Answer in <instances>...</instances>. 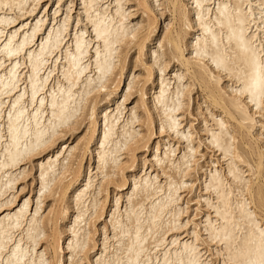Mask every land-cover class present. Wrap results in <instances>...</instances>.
Listing matches in <instances>:
<instances>
[{
	"label": "bare ground",
	"instance_id": "obj_1",
	"mask_svg": "<svg viewBox=\"0 0 264 264\" xmlns=\"http://www.w3.org/2000/svg\"><path fill=\"white\" fill-rule=\"evenodd\" d=\"M11 2L15 8L0 11V125L7 132L13 112L12 124L21 131L18 140L0 141V243L34 248L26 264H128L140 244L147 249L141 259L153 264L157 259L164 264L165 254L176 260L186 244L198 247L197 256L207 264L222 249L212 243L213 225L223 227L227 212L235 256L254 228L246 219L249 203L257 216L261 212L264 111L244 91L252 71L245 54L229 43L226 29L221 36L217 13L207 10L225 0H95L99 7L80 0L75 24L73 0L62 13L58 0L53 20L47 13L51 0ZM97 12L100 19L107 17L112 46L106 55L100 43L103 72L97 71L89 15L95 19ZM78 39L87 43L82 53L76 52ZM9 40L13 50L23 45L18 56H8ZM72 55L78 56L79 69ZM78 71L82 74L75 75ZM12 83L15 88L8 87ZM149 88L155 89L151 100ZM198 115L205 138L188 120ZM85 122V131L72 137ZM163 135L186 146L180 149L170 140L162 146ZM204 145L213 153L209 159ZM150 150L152 159L140 160ZM28 163L38 170L39 188L17 203L23 192V187L16 191L17 184ZM0 255L7 261L10 253Z\"/></svg>",
	"mask_w": 264,
	"mask_h": 264
},
{
	"label": "snow or ice",
	"instance_id": "obj_2",
	"mask_svg": "<svg viewBox=\"0 0 264 264\" xmlns=\"http://www.w3.org/2000/svg\"><path fill=\"white\" fill-rule=\"evenodd\" d=\"M90 7H99L95 4L93 0ZM16 5L11 2V0H0V11H4L7 14L8 9L15 8ZM71 7V5H69ZM107 8V5H104ZM198 7L204 8L203 4H198ZM209 12L215 10L217 17L215 20L216 25L222 30L221 36L223 37L224 31L227 30V39L229 43L235 42L236 47L245 54V60L251 67L252 71L249 74V78L246 82V87L244 91L247 92L249 97V102L256 108L264 111V0H225L224 3H214L210 8L207 9ZM90 15V22L94 24L93 32L95 33V40L97 42L96 47V59H97V71H105L104 68H101L99 65L101 47L100 43L103 44V49L105 54H110L108 49L111 48L110 44V33L107 30V17L100 19L99 12L96 13V18L92 19ZM211 31V29H209ZM35 34V33H33ZM80 35H87V33H81ZM133 35V39H135ZM213 40H216L215 35H213ZM12 41H8V45L5 46V50L9 57L18 56L20 48H23V45H20V48L13 50ZM87 43L84 45L80 43L79 39L76 43V52L82 53V48L86 47ZM43 50V49H42ZM31 59V57H28ZM39 59V57L37 58ZM77 55L71 56V61L73 65L79 69L80 65L77 63ZM0 61V65H2ZM214 63L219 66L223 63V60L214 61ZM19 65H17L18 67ZM108 71H111V67L107 68ZM15 73L13 72V75ZM82 74L81 72L75 73V75ZM69 75H73L70 71L66 72L65 79L68 82V95L71 97V87L73 81L69 79ZM46 82V80H45ZM8 87L15 88V83L10 84ZM37 90L35 84L33 85L32 100L36 101ZM55 96V94L53 93ZM20 99H23L21 94ZM19 103V101H17ZM41 105H44L45 101L41 99L39 101ZM12 109L15 110L17 104L11 105ZM52 107L55 109L56 104L53 103ZM63 107V105H61ZM38 115V113H37ZM55 115V113H53ZM24 116V111L19 112L17 115V124L20 123V118ZM13 112L8 113V128L7 132L3 130V125H0V141L7 139L9 137L13 140L19 139V134L21 127H14L12 124ZM23 135L25 137L29 136L28 127L23 126ZM187 139V137H185ZM39 141L37 142V146ZM231 176L232 173H229ZM261 212L257 216L255 209L249 203L248 211L246 214V219L250 224L254 225L253 231L249 233L251 239H247L243 245L237 246L235 249V256L231 255L233 249L230 245V240L232 238L231 233L228 232V220L226 219L228 213L225 212V219L223 222V227L219 225H213L214 230H216V235L212 239V243L219 244L222 246V249L217 253L218 258L214 261L207 262V264H264V192L261 194ZM220 213H217L219 218ZM19 227V222H17ZM220 232H223V236L220 235ZM195 235V233H193ZM11 239V238H10ZM140 242L139 229L137 230V243ZM228 249L230 255L225 256L223 249ZM34 248H29L27 250L21 249L20 245L17 244L13 249H8L0 243V254L10 253L9 259L7 261L3 260V255H0V264H26V256L34 251ZM147 251L143 247V244H140V251L135 252V260H129L128 264H153L152 260L148 257L141 259L142 253ZM158 251V250H157ZM133 249H129V253H132ZM199 253V248L193 246L191 249L186 244L183 251L178 253V258L176 260H169L168 255L164 256V264H206L205 261H202L197 256ZM188 255L190 258L185 261L184 256ZM202 255V254H201ZM219 257H223L221 260ZM46 264V262H43ZM99 264V262H98ZM155 264H160L159 259L156 260Z\"/></svg>",
	"mask_w": 264,
	"mask_h": 264
},
{
	"label": "rangeland",
	"instance_id": "obj_3",
	"mask_svg": "<svg viewBox=\"0 0 264 264\" xmlns=\"http://www.w3.org/2000/svg\"><path fill=\"white\" fill-rule=\"evenodd\" d=\"M71 0H62V11L60 12V13H62V12H65V10H66V6L69 4V2H70ZM74 1V9H73V14H74V24H75V20H76V18L75 17H77V14H78V11H79V8L81 7L80 6V0H73ZM57 2H58V0H51V2H50V10L48 11L47 10V13H48V18L50 19V20H53V17H54V11H55V9L57 8ZM41 11L40 12H42L43 10H44V8H42V9H40ZM169 19V16H168V12L167 13H165V15L161 18V22H160V24H162V25H164V20H166V22H167V20ZM163 27V26H162ZM155 43V42H154ZM154 43H150V48H153V47H155L156 46V44H154ZM149 56V55H148ZM147 56V57H148ZM171 69V72L174 70V67L171 65V67L169 68V70ZM134 72V71H133ZM135 72L138 74L139 72H140V70L138 69V70H135ZM172 73H174V71L172 72ZM157 74V73H156ZM159 77V75H157V78ZM153 90V91H152ZM154 91H155V89H152V88H149V90H148V98L151 100L152 99V95H153V93H154ZM198 92L197 91H195V93H194V97L195 98H197V101H202V98H200L199 97V93L197 94ZM199 97V98H198ZM136 99H137V95L136 94H134L133 96H131V98L126 102L127 104V106H128V109H129V107H132L135 103V101H136ZM196 101V102H197ZM196 102H195V104H196ZM114 104H115V102H114ZM113 106H115V105H113ZM203 107H205L204 106V104H203ZM198 117V118H197ZM188 120H192L191 122L193 123V126H194V129L198 132L199 131V133H198V135H201V136H203L204 138L206 137V135L204 134L205 132H204V130H203V115H198V116H195V117H192V118H190V117H188ZM86 122L84 123V124H82L81 125V127H79L78 128V130L75 132V134L72 136V137H77L78 135H81L84 131H85V129H86ZM196 127V128H195ZM201 131V132H200ZM81 132V133H80ZM204 132V133H203ZM203 133V134H202ZM205 135V136H204ZM67 137H68V135H67ZM66 137V138H67ZM71 137V139L73 140L74 138H72ZM164 139V141H163V139ZM167 138H168V140H167ZM173 138V139H172ZM174 138H177V137H175L174 135H172L170 138L167 136V135H163L160 139H161V143H162V146L164 145V144H166L169 140L170 141H172L173 142V144L174 145H180L179 146V148L180 149H183V147H185L186 146V142L184 141V140H179L178 138H177V140L176 139H174ZM159 140V139H158ZM182 142V143H181ZM179 143V144H178ZM182 144V145H181ZM176 145V146H177ZM206 145H204L203 146V150H206L205 152H206V158L207 159H209V156H211V154H213L212 153V151H211V149L209 150L208 148H207V146L205 147ZM95 148V147H94ZM93 148V149H94ZM207 148V149H206ZM153 150H150V151H148V152H146L145 153V155L143 154L141 157H140V160L141 159H144V158H147V159H152V155H153ZM217 154V153H216ZM95 160V159H94ZM94 160L92 159V163L94 162ZM30 163H28V164H26V165H23L24 167H26V171H27V174L23 177V178H21L20 179V182L17 184V188H16V191L17 190H21V187H23V192L19 195V197H18V201H17V203L19 202V203H21L22 202V200H21V198L23 197V196H25V195H28V194H30V192L32 193V195H35V193H36V189H38L39 188V184H38V181H37V175H38V170H36L37 168L33 165H29ZM148 164V165H147ZM147 164H146V169L149 171L150 169H151V164H149V162H147ZM140 166H142V167H140ZM148 166H150V167H148ZM36 169H35V168ZM23 168V167H22ZM34 168V169H33ZM140 169V170H139ZM142 169H143V164H142V162L140 161V163H139V167H138V171H142ZM33 172V173H32ZM29 173V174H28ZM36 173V174H35ZM35 175V176H34ZM35 179H34V178ZM22 180V181H21ZM34 181V182H33ZM37 181V182H36ZM37 185V186H36ZM32 186V187H31ZM33 189V190H32ZM198 192H199V190H198ZM197 192V189H196V193H198ZM196 193H194L192 196H195L196 195ZM187 195L185 194V197H186ZM190 196V194L185 198V199H187L188 197ZM16 203V204H17ZM67 264H68V262H67Z\"/></svg>",
	"mask_w": 264,
	"mask_h": 264
}]
</instances>
